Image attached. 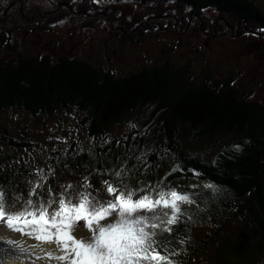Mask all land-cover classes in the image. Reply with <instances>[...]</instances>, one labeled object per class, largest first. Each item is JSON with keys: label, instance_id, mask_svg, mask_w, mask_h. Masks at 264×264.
Returning <instances> with one entry per match:
<instances>
[{"label": "trees", "instance_id": "obj_1", "mask_svg": "<svg viewBox=\"0 0 264 264\" xmlns=\"http://www.w3.org/2000/svg\"><path fill=\"white\" fill-rule=\"evenodd\" d=\"M62 1L78 3L89 13L98 10L101 2L156 4L162 15L170 10L182 21L190 13L201 16L204 10L214 9L229 26L239 28L240 34H264V9L254 0ZM231 82H192L187 72H175L169 66L144 68L122 78L87 61L22 57L0 64V113L15 111L35 119L51 120L60 113L74 111L81 116L79 128L98 144L105 138L109 140L114 127L129 124L128 134L110 139L104 146L107 165L102 161L104 157L94 160L89 152L77 148V143L68 145L64 152L49 155L48 164L42 169L45 175L52 174L44 179L42 188L36 189L38 195L45 198L49 187L53 193L60 191L58 181L64 180L66 173L60 175L68 170L85 176L84 183L93 186L89 191L94 194L99 191L101 199L107 198L102 182L119 183L114 172L121 169L123 182L133 188L168 190L173 185L190 188L208 213L211 207L221 206L233 209L234 215L243 220L233 247L219 253L222 264H238V258L247 254L264 256V105L242 96ZM183 133L192 135L196 143L212 148L222 139L231 141L213 161H208L197 155H182ZM26 135V130L16 139L0 134V144L18 152L33 151L36 145ZM151 148L154 155L160 153L165 158L175 156L180 160L179 169L163 182L156 181V166L148 167L146 161L139 165L138 161L145 159L144 153ZM158 160L159 156L155 162ZM40 170L21 158L2 160L0 157V187L11 200L24 193L23 189L19 191L17 181L30 176L40 178ZM209 183L216 189L205 187ZM28 194L26 190L23 197L27 199ZM228 198L239 204L233 205ZM190 220L181 216L171 232H164L163 240L159 234L156 239L166 245L168 252L178 253L175 245L190 238L187 234L191 229Z\"/></svg>", "mask_w": 264, "mask_h": 264}, {"label": "rangeland", "instance_id": "obj_2", "mask_svg": "<svg viewBox=\"0 0 264 264\" xmlns=\"http://www.w3.org/2000/svg\"><path fill=\"white\" fill-rule=\"evenodd\" d=\"M253 2L264 9V0ZM99 4L98 10L89 13L78 3L62 0H0V64L18 61L22 57L48 56L53 61L64 57L87 61L122 78L144 68L169 66L175 72H187L196 83L232 80L231 84L242 96L264 105V34H240L239 28L229 26L214 9L204 10L201 16L190 13L182 21L170 10L162 15L156 4ZM79 120L81 116L74 111L60 113L51 120L35 119L15 111L0 113V134L16 139L26 130V139L36 145L33 151L18 152L0 144V157L2 160L21 158L40 170L48 164L49 155L64 152L68 145L77 143V148L89 152L94 160L98 156L104 157L102 161L107 165L104 146L110 139L128 134L131 126L122 124L114 127L109 140L105 138L98 144L79 128ZM180 141L184 148L183 156L197 155L200 159L213 161L231 140L222 139L212 148L196 143L192 135L183 133ZM147 151L144 153L146 158L138 162L139 165L146 161L148 167L156 166V181L163 182L171 172L179 169V158H165L157 153L160 160L155 162L158 158L153 154L155 151L152 148ZM65 173L66 178L58 181L60 191L54 193L66 190L69 184L74 186L71 191L81 190L86 177L71 170L60 176ZM37 183L44 185V179L30 176L17 181L19 191L23 189L25 195L26 190L29 192ZM173 188L190 194L194 200L192 204L183 205L182 216L192 222L187 233L190 238L175 245L178 255H173L174 260L179 264H222L220 250L233 247L242 230L243 220L234 215L233 209L221 206L211 207L208 213L194 190L177 185ZM47 198L45 195L44 199ZM228 199L233 205L239 204ZM155 231L161 240L165 238L164 231ZM0 232L6 236L4 240L0 233V264H45L44 257L41 259L30 250L37 241L9 231L3 225H0ZM75 234L88 235L83 228ZM12 241L21 242L29 250H21ZM26 242L29 245L26 246ZM238 259V264H264V256L254 253Z\"/></svg>", "mask_w": 264, "mask_h": 264}, {"label": "snow or ice", "instance_id": "obj_3", "mask_svg": "<svg viewBox=\"0 0 264 264\" xmlns=\"http://www.w3.org/2000/svg\"><path fill=\"white\" fill-rule=\"evenodd\" d=\"M123 171L114 172L119 183L102 182L106 199L99 198V191H89L93 186L87 182L75 192L71 184L59 194L49 187L47 199L37 193L40 183L27 199L20 194L9 200L0 188V225L37 241L30 248L33 254L38 251L64 264H179L172 259L178 253H169L155 230L171 232L183 215V205L194 203L191 195L171 187L133 188L123 182ZM40 175L47 180L43 169ZM205 187L216 189L211 183ZM80 228L88 235L77 236ZM12 243L29 250L19 241Z\"/></svg>", "mask_w": 264, "mask_h": 264}, {"label": "bare ground", "instance_id": "obj_4", "mask_svg": "<svg viewBox=\"0 0 264 264\" xmlns=\"http://www.w3.org/2000/svg\"><path fill=\"white\" fill-rule=\"evenodd\" d=\"M0 233H1V235L3 236V238H4V240H5V239H6L5 234H4L3 232H0ZM76 235H77V236H80L79 234H76ZM2 236H1V237H2ZM29 242H30V241H29ZM29 242H26V243H27L26 246L29 245V244H28ZM43 247H44V248H49L50 246H49V245H43ZM35 255L39 256L41 259H42V257H44L45 264H54L55 262H56V264H64V262L56 261L55 259H49V258H47L46 256H43V254L38 253V251H37V253H36ZM41 259H39V260H41ZM23 264H26V263H23ZM40 264H41V263H40Z\"/></svg>", "mask_w": 264, "mask_h": 264}]
</instances>
